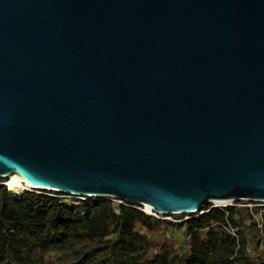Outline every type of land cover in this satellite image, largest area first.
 I'll list each match as a JSON object with an SVG mask.
<instances>
[{
  "label": "water",
  "instance_id": "1",
  "mask_svg": "<svg viewBox=\"0 0 264 264\" xmlns=\"http://www.w3.org/2000/svg\"><path fill=\"white\" fill-rule=\"evenodd\" d=\"M10 174L160 217L264 203V0H0Z\"/></svg>",
  "mask_w": 264,
  "mask_h": 264
},
{
  "label": "trees",
  "instance_id": "2",
  "mask_svg": "<svg viewBox=\"0 0 264 264\" xmlns=\"http://www.w3.org/2000/svg\"><path fill=\"white\" fill-rule=\"evenodd\" d=\"M6 187L0 264H264V207L248 201L167 220L115 199L37 190L12 198Z\"/></svg>",
  "mask_w": 264,
  "mask_h": 264
},
{
  "label": "bare ground",
  "instance_id": "3",
  "mask_svg": "<svg viewBox=\"0 0 264 264\" xmlns=\"http://www.w3.org/2000/svg\"><path fill=\"white\" fill-rule=\"evenodd\" d=\"M7 178H8V180L6 182L7 185L12 186V187L22 188L24 190H27V188L21 184L22 179H21V177L18 174H10L9 176H7ZM22 193L23 192L19 193L17 196L21 195ZM17 196H13V197H17ZM212 203L215 206L221 207V206H227V205H229L230 202L229 201H213ZM146 208L149 209V207H146Z\"/></svg>",
  "mask_w": 264,
  "mask_h": 264
},
{
  "label": "rangeland",
  "instance_id": "4",
  "mask_svg": "<svg viewBox=\"0 0 264 264\" xmlns=\"http://www.w3.org/2000/svg\"><path fill=\"white\" fill-rule=\"evenodd\" d=\"M7 180L8 179H3V181H0V186H5V185H7L6 184V182H7ZM7 186H9V185H7ZM6 187V186H5ZM7 189V188H6ZM7 191H8V189H7ZM9 192V191H8ZM65 196V198H71V199H79L78 197H75V196H69V195H64ZM229 205H235V203H229ZM252 205H254V206H262V207H264V203H252ZM211 206H215L214 204L212 205L211 204ZM143 209H144V207H143ZM164 219H167V220H169L170 219V216H165V217H163Z\"/></svg>",
  "mask_w": 264,
  "mask_h": 264
},
{
  "label": "built area",
  "instance_id": "5",
  "mask_svg": "<svg viewBox=\"0 0 264 264\" xmlns=\"http://www.w3.org/2000/svg\"><path fill=\"white\" fill-rule=\"evenodd\" d=\"M118 203H123V204H125L124 202H121V201H119V200H116ZM232 206V205H231ZM245 206H247L249 209H252L253 207H254V205H252V202H250L249 204H247V205H245ZM218 207V206H217ZM222 207V206H221ZM142 211L144 212V213H146V214H148V215H151V216H153V217H157V218H159L160 216H157V215H155L154 213H152L151 211H149V210H147L145 207H144V209H142Z\"/></svg>",
  "mask_w": 264,
  "mask_h": 264
}]
</instances>
